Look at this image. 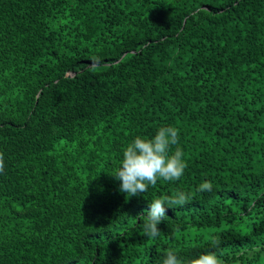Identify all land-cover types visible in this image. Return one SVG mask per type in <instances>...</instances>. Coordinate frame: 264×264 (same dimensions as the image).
<instances>
[{
  "label": "trees",
  "instance_id": "obj_1",
  "mask_svg": "<svg viewBox=\"0 0 264 264\" xmlns=\"http://www.w3.org/2000/svg\"><path fill=\"white\" fill-rule=\"evenodd\" d=\"M162 126L184 174L128 198L123 150ZM0 152V264H163L169 247L264 264V0H0ZM177 190L191 202L142 234Z\"/></svg>",
  "mask_w": 264,
  "mask_h": 264
},
{
  "label": "clouds",
  "instance_id": "obj_2",
  "mask_svg": "<svg viewBox=\"0 0 264 264\" xmlns=\"http://www.w3.org/2000/svg\"><path fill=\"white\" fill-rule=\"evenodd\" d=\"M179 145V129L175 126H162L154 136H136L123 150L121 166L112 175L121 181L120 191L127 197L146 192L149 186H155L158 180L177 181L187 167L185 154ZM173 146L175 149L173 150ZM5 167L4 154L0 152V173ZM212 181L201 183L197 191H211ZM191 193L177 190L172 195H161L150 203V210L142 214V234L149 238H157L161 229L158 225L167 217L166 206L182 207L191 202ZM212 247H218L220 241H211ZM163 264H225V261L214 251L201 253L198 257L185 260L178 255V250L169 247Z\"/></svg>",
  "mask_w": 264,
  "mask_h": 264
}]
</instances>
